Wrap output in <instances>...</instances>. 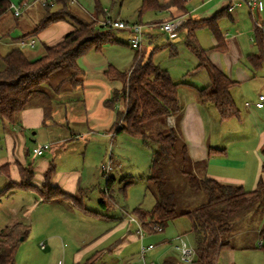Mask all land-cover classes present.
I'll return each mask as SVG.
<instances>
[{
	"label": "crops",
	"instance_id": "0c3cea01",
	"mask_svg": "<svg viewBox=\"0 0 264 264\" xmlns=\"http://www.w3.org/2000/svg\"><path fill=\"white\" fill-rule=\"evenodd\" d=\"M10 1L14 2L15 0ZM125 1L126 0H122V6ZM100 2L104 10V15L99 17L95 14V0H70V7L76 14L87 20H97L99 25H101L105 18L127 20L121 17V14H123L122 11L118 16H115L112 13V9L110 10V8L104 7L102 0H100ZM104 2H106V0H104ZM129 3L131 2H128V4ZM260 4L261 5L256 9H251L244 3H241L235 8L233 13L224 16L220 20L219 26L222 29H224V27L226 28L224 40L227 49L225 52L213 49L208 50L207 53L212 63L219 67L231 80L237 82L232 90V96L235 103L238 102L243 108L241 111L237 107L240 111V117L238 119L221 121L217 110L213 106L216 110L215 112L218 114L219 123L229 124L232 121H238L239 123L245 121V123L248 124V129L252 130V133L250 135L243 134L236 138L246 141L249 143V146L240 148V150L235 151L234 154L232 152L226 153V150H228L226 147L227 145L217 144V140H215L217 135H208L205 109L208 105L211 106V104L200 103L197 90L210 85L211 79L209 76H200L203 75L201 74L203 70L199 72L194 71L199 65V61L196 57L197 63H195L193 69L187 73L188 75L186 74L188 78H191V83L186 82L184 79L180 82L181 85L178 90L181 106L180 113L176 116L169 117L167 120L168 126L175 128L181 141L187 145L190 158L193 162L194 173L199 178H212L223 183L242 185L245 190H247L246 187L249 186V188H251L250 191L257 189L260 182L264 184V155L261 152L264 146V113H262L264 109H258L254 104L246 106V102L255 103L258 95L264 94V63L260 68H255L250 62V56L258 54V46L254 39V26L258 25L264 32V0H261ZM141 5L142 0L135 1L134 6H137V22L145 24V41H147L149 48H153L158 42L155 38V30L158 29L159 32L166 36L167 41L170 43V48L174 51L175 49L177 50L176 46L185 41L186 33L184 31H178L170 39L158 26L161 21L168 20L170 12L149 11L140 16L139 9ZM228 5L229 0H191L188 4V14L185 17L194 20L207 19L225 9ZM25 13H28L26 16L27 18L29 17L33 20L31 21L33 22L31 23L32 25H29L28 19L24 16ZM25 13L19 17L21 18L24 16L25 18L14 20L15 22L11 23L8 22V31H2L3 28L0 26V35L2 33L8 35V40L5 42L8 46L7 52L17 47L18 41L23 39V36L33 32L43 18V10L39 6L30 8ZM75 28L74 22L68 18L52 23L33 37L35 46L28 47L24 49V51L33 50L29 55L26 54L30 58H37L44 54L45 46L57 45ZM16 30H19L20 33L14 36ZM227 30H229V34ZM122 31L129 34L128 43H124L114 37L117 43L106 45L133 49L130 45L131 32L126 30ZM202 31L203 30L197 32L199 41L202 38ZM2 36H0V44L3 39ZM106 45H104L101 50L91 49L79 58L78 65L84 72L83 83L80 87L76 89L65 87L61 93L52 94L50 105L40 98L42 104H38L35 107L31 105V108L29 107L24 110L18 117L19 120L16 125L8 124L0 118V140L4 138L10 150L8 151V155L0 154V180H2L0 183V187L2 186L0 190L10 182L19 183L21 181L11 179L8 182V177L13 178V176L16 175L17 169L20 172L22 168L27 167L33 170V166L43 173L41 185L34 184L37 188H41L45 173L52 163L56 166V172L52 177L53 185L60 187L68 193L77 189V196L81 190H83L85 183H83L82 175L78 174V170H72L64 174V172H61L59 169L56 159H51L50 161L44 160L38 166L31 163L29 166L24 167L22 163L18 162V159L13 158V154H15L16 151L19 154V148L26 147V144L23 143V133L29 132L30 134V132L33 131L32 142L34 147L49 144L45 139V141L39 140V131H41V128L45 129L43 127L47 119L51 118V120H57V118H59V108L63 105L65 107V117H63L62 120L68 122L67 125L73 119L78 121V123L84 122L88 125V129L92 136L95 135V133L99 135L101 132H104L107 136L114 135L111 129L116 122L117 112L115 109L106 107L104 103L110 98L113 90L115 88H120L122 83L118 80L108 79L105 72L110 66L121 71V64L128 65L129 71L134 63L137 50H135V54H131L128 51H122L123 48L117 47L116 50L119 51L120 61L116 62L108 60L105 54ZM216 45L217 42L213 36V47ZM37 46H40L38 50ZM143 51H145L144 47H142L141 52ZM194 81H197V83L194 84ZM196 84H202V86L199 87ZM80 105H82L83 109L82 111L80 110L81 112H78L77 109ZM48 110L50 116L46 117ZM211 115L215 116L213 113ZM54 122L56 123V121H53V123ZM223 124H221L220 127H222ZM7 125H9V130ZM66 128L71 130L68 126H66ZM10 130L17 133V137L8 136L6 133ZM48 135L51 134L48 133ZM55 137L58 138L59 142L65 145L66 142H72L78 138L84 139L86 136L83 137L79 132L73 131L71 132L70 138L65 137L63 139L58 135ZM19 140L21 145H19ZM86 147H88V145ZM210 148L225 150V153L209 155ZM22 151L23 150L20 151V155ZM9 152H11V154H9ZM27 153L29 154L30 151L27 150ZM5 168L8 169L6 170ZM6 182L8 183L6 184ZM65 185L69 187L66 188ZM17 193H19V191L15 193V196ZM83 195L81 198L84 205H86ZM1 202L2 200L0 201V205L2 204ZM8 211V219L6 218L2 229L7 228V226L15 220H20L29 224L32 226L33 235L38 239V242H41L40 249L42 251L49 250V255L52 257H54L55 254H63V264H69L68 262H71V264H85L94 256L96 257L93 264H98L106 256L110 259L114 255L118 257L121 253H124L126 239L128 242L141 240L136 226L132 225L133 223H129L127 217L118 219L112 216L102 215V217L101 215H96L97 217L92 218L93 220H88L90 222H88L85 230H82L84 226L79 228V224L81 221H84L86 217H92L93 213H91L90 210H88L87 213L82 212L70 202L66 203L59 200L46 202L40 195L38 199H30L24 211H20V208H12ZM101 221H110L113 225L110 224L111 228L109 230L107 229V224H105L104 229H101L98 224L101 223ZM253 221V231L256 232L255 241L252 242V244L241 243L237 247L232 244L234 249L227 250L223 253L220 264H245L243 259H246L247 264H264V260L261 261L259 255L257 256V253L252 252L254 250H259L260 254H263L258 247L260 244L259 231L264 224V218H255ZM247 227H250V225ZM148 235L152 236L153 234ZM229 241L231 242V236L229 237ZM42 245H44V248H42ZM237 251H243V253L240 254L242 256L237 255ZM167 257H169V255L166 256V258ZM250 259H253V261ZM55 262L56 261H54L53 264H55Z\"/></svg>",
	"mask_w": 264,
	"mask_h": 264
},
{
	"label": "trees",
	"instance_id": "16d2710c",
	"mask_svg": "<svg viewBox=\"0 0 264 264\" xmlns=\"http://www.w3.org/2000/svg\"><path fill=\"white\" fill-rule=\"evenodd\" d=\"M26 1L21 0L19 3ZM54 1L56 5L54 8L41 7L43 10L41 22L33 32L23 36V39H33L50 24L67 18L76 26L73 31L57 45L45 46L44 54L37 58H30L18 45L5 54H1L0 51V118L8 124L16 125L20 114L32 105L36 97H40L50 105L52 94L61 93L65 87L72 89L80 87L83 83L84 72L78 65L79 58L91 49L101 50L106 44L117 43L111 31L112 28L103 23L99 25L95 19L87 20L76 14L70 7V0ZM120 1L112 0V3L115 5ZM190 1L142 0L139 15H144L149 11H169L168 21H171L188 14ZM231 5L232 1L229 0L228 7L207 19L187 18L178 28V31L186 33L185 46L199 61L194 71L204 70L211 79L210 85L197 90L200 103L214 106L221 121L240 117V111L232 96V90L237 82L231 80L211 62L207 55L208 50L199 43L197 32L202 29L209 30L217 42L212 49L225 52L227 46L219 22L224 16L230 15ZM11 6L10 0H0V20L13 12ZM95 14L98 17L104 15L100 0H95ZM254 39L258 46V54L250 56V62L255 68H260L264 63V32L258 25L254 26ZM155 51V49L152 50L148 56L145 51H137L129 71L121 72L110 66L105 72L108 79L122 83V86L115 88L110 98L104 103L106 107L115 109L117 112V119L111 132L114 135L125 133L142 140L145 145L156 146L148 178L156 186L155 205L151 211L138 207L130 215L141 222L148 234H155L152 231L153 226L162 227V232H164L170 221L187 217L191 223L190 232L195 243L193 247L195 255L191 264H220L223 253L234 249L229 237L238 219L258 218L256 213L253 215L250 213L256 208L262 212L259 218H264V184L260 182L257 189L247 191L242 185L223 183L212 178L202 179L194 173L187 145L181 141L177 130L168 126L167 123L169 117L180 113L178 90L181 83L174 81L167 70L154 63ZM64 69L68 71V74L53 85V77ZM46 86L51 88L49 93L45 90ZM49 116L48 110L46 117ZM261 152L264 155V146ZM224 153L225 150L209 149V155ZM177 157L179 158L178 172L185 177L190 189L196 193L204 192L207 197L205 203L184 211L178 210L177 195L168 188L166 181V168ZM55 172L56 166L52 163L45 173L41 188H37L33 184L35 176L32 169L22 168L21 181L19 183L10 182L2 188L0 201L3 198L12 197L17 191L34 190L38 191L40 197L46 202L54 200L70 202L78 210L87 213L88 209L81 198L83 190L77 196L53 185L52 177ZM112 180L108 176L107 189L104 193L110 204L113 202ZM133 183V181L127 182L126 187ZM101 203L108 207L104 201ZM30 233L31 226L20 220H15L7 228L0 230V264H16L18 249ZM259 238L258 248L264 255V224L259 231ZM95 257L85 264H93ZM163 264L184 263L180 261L178 254V257L165 258Z\"/></svg>",
	"mask_w": 264,
	"mask_h": 264
},
{
	"label": "rangeland",
	"instance_id": "374dc122",
	"mask_svg": "<svg viewBox=\"0 0 264 264\" xmlns=\"http://www.w3.org/2000/svg\"><path fill=\"white\" fill-rule=\"evenodd\" d=\"M19 1L20 0H15L14 2L11 1V3L18 4ZM135 1L136 0H126L123 6L121 3L122 0L120 1V3H117L115 5L112 3L111 0H106V2L102 0V3L104 7H107L108 9L110 8V10L112 9L113 15L118 16L119 13H121L122 11L123 14H121V17L123 19H127L126 21H128L129 23H141L137 22V6H134ZM128 2H131L129 3L130 5L128 4ZM25 14L24 16L26 17L28 13ZM13 16V12H10L3 19L0 20V26L3 28L2 31H8V22L11 23L15 22L14 20H21L22 18H25L24 16L21 18H14L15 16ZM178 18H180L183 23L187 20V17L185 16H179ZM27 19L29 25H32L31 23L33 22L31 21L33 20L29 17ZM168 20L161 21L158 25L159 28H161V25L164 22H167ZM142 24L145 25L144 23ZM202 30V38L199 42L205 49L213 50V34L207 29ZM111 31L115 38L123 41L124 43H128L129 34L119 29H112ZM221 31L225 36L226 28H221ZM19 33V30H16V32H14V36L19 35ZM227 33H230L229 30H227ZM2 35H4V37ZM155 35V38L158 42L155 46H153V48H149L147 41H145L142 46L144 47L145 52H147V56L150 55L149 53L155 49L156 51L154 54L153 61L158 67L167 70L176 82H181L184 79L186 80V82L191 83L190 81L192 80L191 78L187 77V73L191 71L195 63H197V59L195 58V56L187 49L184 42L176 46L177 50L175 49L174 51L172 48H170V43L167 41L166 36L163 33L159 32L158 29L155 30ZM0 36H2L3 38L0 44V51L1 54H5L8 51V46L5 43L6 40H8V35L2 33ZM117 47L123 48L122 51L124 52L128 51L131 54L136 53V51L131 48L128 49L126 47L106 45L105 54L108 57V60L116 62L120 61L119 51L116 50ZM39 48L40 46H37V50ZM32 51L33 50H27L25 52L29 55V53H31ZM121 65V71H128V65ZM67 74L68 71L64 69L58 75L53 77L52 84L56 85ZM201 74L203 75L200 76H209L204 70ZM195 83H197V81H194V84ZM196 85L199 87L202 86V84ZM49 89L51 88L47 86L45 87V90L48 93L49 91H51ZM38 104H42L40 97H36L34 99L32 107H35ZM236 105L242 111L243 108L238 102L236 103ZM82 109V105H80L77 110L78 112H81ZM59 111V118H57V120H51V118L47 119L45 121L46 124L43 127L45 129L41 128V131H39V140L48 141L49 145L51 146V149L46 150L44 155L42 156L35 155L33 153V149L35 147L32 142L33 131L30 132V134L29 132H27L23 133V143L26 144V147H20L19 154L16 151V153L13 154V158L18 159V162L22 163L24 167L29 166V164L31 163H34L35 166H38L44 160L50 161L51 159H56V162L59 165V169L61 170V172H64V174L72 170H78V174L82 175L83 183H85L83 186V196L86 204L85 206L88 210H90L91 213H93L92 217H86L87 220L85 219L86 221H81V223L79 224V228L84 226L82 230H85V228L87 227L88 222H90L88 221L89 219H92L99 215L112 216L118 219H124L125 217H127V215H130L131 212H133L138 207L146 211H151L156 202L157 190L156 186L151 183L148 178L150 176V164L153 154L156 150V146L145 145L142 140L130 137L125 133L107 136L104 132H101V134L99 135H96L95 133V135L92 136L90 134V130L88 129V125H86L84 122L78 123V121L72 119L71 122L67 125L68 122L62 120V118L65 117L64 105L59 108ZM215 111L216 110L212 105H208V107H206L205 109V118L208 135H217L219 137L218 139V137L216 136L215 139L217 140V144L227 145L226 147L228 148V150H226V153L232 152L234 154V152L240 150V148L249 146V143H247L246 141H242L241 139L236 138L237 136L240 137L243 134L250 135L252 133V130L248 129V124H246L245 121H243L242 123H239L238 121H232L229 124L219 123L220 121L218 118V114ZM212 113L215 114V116L211 115ZM53 121H56V123H53ZM221 124H223L222 127H220ZM65 125L71 128V130H68ZM7 126L9 130V125ZM73 131L79 132L83 137H86H84V139L78 138L75 141L66 142L67 144L65 143V145L59 142L58 138L55 137L56 135H58L61 136L63 139L65 137L70 138L71 132ZM48 133H50L51 135H48ZM6 134L8 136L17 137V133L13 132L12 130L8 131V133ZM19 145H21L20 140ZM87 145L88 147H86ZM21 150L23 151L20 155ZM27 150L30 151L29 154L27 153ZM8 151L10 150L8 149L7 142L3 138L0 140V154L8 155ZM9 154H11V152H9ZM108 164L112 166V170L109 174V177L115 179L114 181H112L111 197L113 198V202L111 204L109 203V201H107L108 197H105L106 194H104L107 189L108 177L103 174L100 170L102 165ZM178 168V157L166 168V181L168 184V188L171 191H174L177 195L178 210L184 211L192 209L199 204L205 203L207 200L205 193L193 192L188 186L185 177H183L178 172ZM32 171L35 173L33 184L41 185L43 173L40 172L39 169L34 168V166ZM11 179H16L15 181H20L22 179L21 172L17 169L16 175L13 176V178L8 177V182ZM1 181L2 180H0V183ZM129 181H133L134 183L126 187V184ZM8 182H6V184ZM65 187L67 188L69 186L65 185ZM246 188L247 191H250L251 189L249 188V186H247ZM70 193H72L73 195H77L78 191L76 189L74 191H70ZM14 196L15 195L8 199H2V204L0 205V229L4 227L5 220L8 217V210L12 208H20V211H24L30 199H38L39 193L35 192L34 190L19 191V193H17L15 197ZM101 201L107 203L108 207H105L101 203ZM250 213H252V215L256 213L258 218L262 216V212H260L258 208L252 210ZM239 219L236 222L234 231L230 235L231 244L235 245L236 247L241 243L252 244V242L255 241L256 237V232L253 231V219H251L250 217ZM98 224L100 225L101 229H104L105 224H107L108 230L111 228V225H113L110 221H101V223ZM190 224V220L187 217H181L175 221H170L167 224L166 230L162 233H155L152 236H149L147 234L143 238V240L139 239L128 242V240L126 239V247L124 248V253H121L118 257L114 255L110 259L108 258V256H106L98 264H141V247L148 245H154L155 249H153L152 252L147 253V263L154 262L157 264H162L166 256L168 255L178 257V253L175 250V239L177 236H184V239H186L189 246H191L192 248L194 247L195 243L193 235L190 232ZM132 225L136 226L134 223ZM249 225L250 227H247ZM37 240L38 239H36V237L32 233L31 226L30 235L28 236L27 240L22 243L18 250L17 264H53L54 261H56L55 264H58V261H64L62 256L63 254H55V256L52 257L49 255V250L42 251L40 249L41 242H38ZM252 252L257 253V256L259 255L261 261L264 260V255L262 254V256L259 250H254ZM242 253L243 251H237L236 254L240 255ZM250 260L253 261V259ZM243 262L247 264L246 259H243ZM68 263L71 264V262Z\"/></svg>",
	"mask_w": 264,
	"mask_h": 264
},
{
	"label": "built area",
	"instance_id": "2783aa9c",
	"mask_svg": "<svg viewBox=\"0 0 264 264\" xmlns=\"http://www.w3.org/2000/svg\"><path fill=\"white\" fill-rule=\"evenodd\" d=\"M232 5L229 7V12L233 13L235 11V8L239 6L241 3H244L251 9H256L260 4L261 0H231ZM51 7L54 8L55 1L54 0H27L26 2L20 4H14L12 3V10L13 14L16 17H20L24 11L35 7ZM104 25L108 26L112 29H119V30H126L131 32V39H130V45L134 50L141 51L143 43L145 41V26L141 23H129L128 21L124 20H118V19H111L107 18L103 22ZM183 24V21L180 18L164 22L161 25V29L168 35V38H172L177 32L178 28ZM17 45L23 49H26L28 47H34L35 40L34 39H21L18 41ZM254 104V106L258 109H264V94H259L257 100L255 103L246 102V106H250ZM50 149L49 144H44L41 146H37L33 149V153L37 156H42L46 150ZM100 170L103 174H105L107 177L109 176L112 166L111 165H102ZM127 220L129 223H134L136 225L137 232L140 235L141 240L148 234L143 229V226L141 222L135 218L134 216L127 215ZM152 231L155 233H161L163 231L162 227L160 226H153ZM176 245L175 250L179 254V259L184 264H191L194 260L195 251L194 249L189 246L186 239H184L182 236H178L175 239ZM42 248H44V245H42ZM153 249H155L154 245H148V246H142L140 251V263L141 264H157L154 262L147 263L146 255L149 252H152ZM58 264H63L62 261L58 262ZM163 264V263H162Z\"/></svg>",
	"mask_w": 264,
	"mask_h": 264
},
{
	"label": "water",
	"instance_id": "95a60500",
	"mask_svg": "<svg viewBox=\"0 0 264 264\" xmlns=\"http://www.w3.org/2000/svg\"><path fill=\"white\" fill-rule=\"evenodd\" d=\"M21 241H23V238H21Z\"/></svg>",
	"mask_w": 264,
	"mask_h": 264
}]
</instances>
